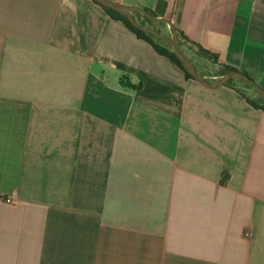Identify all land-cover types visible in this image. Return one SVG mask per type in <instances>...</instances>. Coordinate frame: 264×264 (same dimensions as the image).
Here are the masks:
<instances>
[{
  "label": "crops",
  "instance_id": "1",
  "mask_svg": "<svg viewBox=\"0 0 264 264\" xmlns=\"http://www.w3.org/2000/svg\"><path fill=\"white\" fill-rule=\"evenodd\" d=\"M164 1L264 89V0ZM0 264H264V111L92 0H0Z\"/></svg>",
  "mask_w": 264,
  "mask_h": 264
},
{
  "label": "trees",
  "instance_id": "2",
  "mask_svg": "<svg viewBox=\"0 0 264 264\" xmlns=\"http://www.w3.org/2000/svg\"><path fill=\"white\" fill-rule=\"evenodd\" d=\"M92 1L96 4H98L96 1H94V0H92ZM98 5H100V4H98ZM100 6L106 11V13L111 18L122 21L126 27H128L130 30H132L137 35L138 38L143 39L146 42H148L158 54L163 55V56L169 58L172 62H174L178 67H180L184 71V73L188 79H193L192 76L190 74H188L183 69L179 60L173 54L171 47L168 43H166L162 40L155 39L151 35H148V34L144 33L143 31L135 28L128 21V19L126 17H124L123 15H121V14H119V13H117L111 9H108L102 5H100ZM165 9H166V2L164 0H158L155 10H150L147 8L144 10H146L147 12H149L151 15H153L155 17H164ZM134 16H135L136 20L138 21V23H140L142 26L155 28V26H152V24L155 22L149 20L147 17H145L141 13L135 12ZM160 24L165 25V23H160ZM175 29L177 31V44L181 48V50L186 54V56L190 59V61L192 63H193V60L185 51L184 46L186 48L190 49L193 52L194 56H196L199 60L204 61V62L205 61L210 62L212 64L218 65V68H219V72L217 73L218 77L222 76L223 74H225L231 70H234V69H232L226 65L219 64L218 63V55L216 53H213L210 50L204 48L201 44L188 39L179 29H177V28H175ZM194 66L197 68V70L200 74L205 76V73H203L198 68V66L196 64H194ZM225 86L229 87V88L235 90L237 93H239L242 96V98L246 101V103H248L254 109L264 111V99L261 98L259 96V94L251 86L247 85L246 83H244L243 81H241L239 79H232V80L228 81ZM249 90H251L253 92L252 93L253 95H251V94L249 95V93L247 92Z\"/></svg>",
  "mask_w": 264,
  "mask_h": 264
},
{
  "label": "water",
  "instance_id": "3",
  "mask_svg": "<svg viewBox=\"0 0 264 264\" xmlns=\"http://www.w3.org/2000/svg\"><path fill=\"white\" fill-rule=\"evenodd\" d=\"M98 4L111 9L128 19V21L137 29L143 31L144 33L151 35L155 39L162 40L168 43L171 47L173 54L179 60L183 69L192 76L194 80H196L202 86L208 89H218L226 85V83L232 79H239L246 83L247 85L251 86L261 98L264 99V89L253 79H251L246 73L238 71V70H231L214 81L209 80L202 74H200L194 64L190 61V59L186 56V54L181 50V48L177 44V31L174 28V25L171 23L170 20L166 19L165 17H155L151 15L149 12L142 8L126 6L115 2L113 0H94ZM138 12L147 17L149 20L157 23H165L171 30L169 35L162 34L158 29L153 27H146L142 26L136 20L134 13Z\"/></svg>",
  "mask_w": 264,
  "mask_h": 264
},
{
  "label": "rangeland",
  "instance_id": "4",
  "mask_svg": "<svg viewBox=\"0 0 264 264\" xmlns=\"http://www.w3.org/2000/svg\"><path fill=\"white\" fill-rule=\"evenodd\" d=\"M152 26H155V23L152 24ZM186 52L187 54L192 58L193 63L196 64L198 66V68L205 74H207V77L209 80L214 81L216 80L214 77L217 75V73L219 72V68L213 67L209 64H206L205 62H202L201 60H199L196 56H194L193 52L186 48ZM242 72V71H241ZM214 78V79H213ZM249 93V95H253L252 91L249 90L247 91Z\"/></svg>",
  "mask_w": 264,
  "mask_h": 264
},
{
  "label": "built area",
  "instance_id": "5",
  "mask_svg": "<svg viewBox=\"0 0 264 264\" xmlns=\"http://www.w3.org/2000/svg\"><path fill=\"white\" fill-rule=\"evenodd\" d=\"M6 202L10 203L11 202V199L7 198L6 199Z\"/></svg>",
  "mask_w": 264,
  "mask_h": 264
}]
</instances>
